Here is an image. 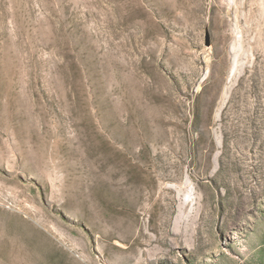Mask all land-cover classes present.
Returning <instances> with one entry per match:
<instances>
[{
	"label": "rangeland",
	"instance_id": "374dc122",
	"mask_svg": "<svg viewBox=\"0 0 264 264\" xmlns=\"http://www.w3.org/2000/svg\"><path fill=\"white\" fill-rule=\"evenodd\" d=\"M0 264H264V0H0Z\"/></svg>",
	"mask_w": 264,
	"mask_h": 264
},
{
	"label": "bare ground",
	"instance_id": "6f19581e",
	"mask_svg": "<svg viewBox=\"0 0 264 264\" xmlns=\"http://www.w3.org/2000/svg\"><path fill=\"white\" fill-rule=\"evenodd\" d=\"M188 1V0H187ZM216 2V1H215ZM203 3V2H202ZM216 4V3H215ZM216 7V6H215ZM217 8V7H216ZM248 114V113H247ZM250 114V113H249ZM242 115H243V113H242ZM245 115V114H244ZM238 116V115H237ZM253 116V115H252ZM242 117V116H241ZM248 118V117H247ZM245 119V118H244ZM242 120V119H241ZM248 121V120H247ZM245 122V121H244ZM250 123H251V121H250ZM242 124V123H241ZM250 132V131H249ZM249 134V133H248ZM256 135H258V134H256ZM249 138V137H248ZM248 140V139H247ZM263 140V139H262ZM235 143V142H234ZM212 151V150H211Z\"/></svg>",
	"mask_w": 264,
	"mask_h": 264
},
{
	"label": "water",
	"instance_id": "95a60500",
	"mask_svg": "<svg viewBox=\"0 0 264 264\" xmlns=\"http://www.w3.org/2000/svg\"><path fill=\"white\" fill-rule=\"evenodd\" d=\"M210 44V40H209V37L207 38V45H209Z\"/></svg>",
	"mask_w": 264,
	"mask_h": 264
}]
</instances>
